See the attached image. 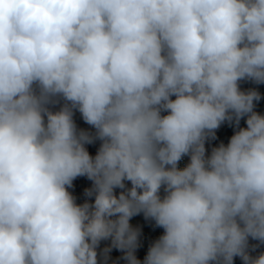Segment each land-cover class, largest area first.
Returning a JSON list of instances; mask_svg holds the SVG:
<instances>
[{
	"label": "clouds",
	"instance_id": "1",
	"mask_svg": "<svg viewBox=\"0 0 264 264\" xmlns=\"http://www.w3.org/2000/svg\"><path fill=\"white\" fill-rule=\"evenodd\" d=\"M242 79L264 83V0H0V264H97L109 237L140 264V212L164 229L145 264H264L246 251L264 243V115ZM85 175L92 205L68 191Z\"/></svg>",
	"mask_w": 264,
	"mask_h": 264
},
{
	"label": "rangeland",
	"instance_id": "2",
	"mask_svg": "<svg viewBox=\"0 0 264 264\" xmlns=\"http://www.w3.org/2000/svg\"><path fill=\"white\" fill-rule=\"evenodd\" d=\"M238 86L240 91L249 92L256 91L260 95L259 100H254L253 104V112L264 115V83H256L251 79H242L238 82ZM175 99V96L171 97ZM54 102L48 105L49 109L53 112L59 111L61 107L66 103L61 97L53 98ZM167 111H161V115H167ZM250 114H245L239 120L237 124L235 118L232 121L223 122L219 128L215 131V137L209 136L205 141V155L210 156L211 152L214 148L219 147L221 144L227 146L231 137L240 129L247 127V119ZM46 120V117H45ZM73 120L76 125L77 131H83L91 135L94 139L92 143L85 144V148L89 152L90 156L93 158L97 154L102 141L99 139H95L96 130L93 126L87 124L83 118L81 113L78 110H73ZM190 163V155H184L181 160L178 162V168L183 169ZM170 167V166H168ZM94 182L85 176H78L72 182V186L68 188V191L75 198V202L78 205H83L84 203H89L90 205L95 202V193L91 196L86 194L87 190L93 189ZM124 188H114V195L119 197L122 192H127L132 188L131 181H124ZM138 191H142L138 189ZM159 196L163 199L167 192L165 191V186H161L159 190ZM118 215H114L110 217V219H117ZM129 224L132 229L138 230L139 235L137 238V245L133 250V254L135 258L140 262V264H145V258L148 255L149 249L153 246V244L159 240V238L164 234V229L156 225L155 220L151 218H146L143 212H140L133 217L130 218ZM248 246L247 253L250 257L256 258L262 253H264V243L259 240L253 239L252 237H248ZM107 250V251H106ZM127 249H120L113 245L112 237L107 239L100 240L99 244L96 247L97 252V264H129V261L125 259L127 254ZM210 264H216V262H210ZM233 264H245L244 260L241 256L233 257Z\"/></svg>",
	"mask_w": 264,
	"mask_h": 264
}]
</instances>
